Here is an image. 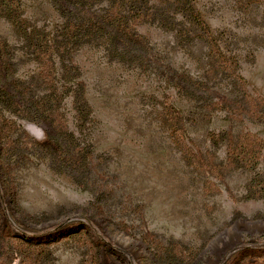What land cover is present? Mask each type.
I'll return each mask as SVG.
<instances>
[{
    "label": "rangeland",
    "instance_id": "obj_1",
    "mask_svg": "<svg viewBox=\"0 0 264 264\" xmlns=\"http://www.w3.org/2000/svg\"><path fill=\"white\" fill-rule=\"evenodd\" d=\"M112 7H0V264H264V0Z\"/></svg>",
    "mask_w": 264,
    "mask_h": 264
},
{
    "label": "trees",
    "instance_id": "obj_2",
    "mask_svg": "<svg viewBox=\"0 0 264 264\" xmlns=\"http://www.w3.org/2000/svg\"><path fill=\"white\" fill-rule=\"evenodd\" d=\"M183 0H181L182 2ZM150 0H113V7L107 11L106 16L108 17L107 22L116 23L121 26L127 33H131L128 23L131 19L141 20L146 18L148 15H151L152 12L149 8ZM185 5L189 8L190 15L194 19V22L200 25L202 28L206 27V31L209 32L208 26H205L204 21L195 13L194 7L190 1H186ZM0 7L10 14H15L18 18L21 17L20 9V0H0ZM133 35V34H132ZM41 144H46L49 141H38ZM241 151L234 150V154H240ZM1 214L5 216L7 221L6 228L7 230L15 229V225L12 222V219L7 215L6 209L2 208L0 210ZM30 236H37V238L44 241H48L50 234L46 232H41L39 235L34 233H29ZM51 240V239H50Z\"/></svg>",
    "mask_w": 264,
    "mask_h": 264
}]
</instances>
